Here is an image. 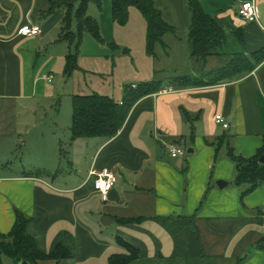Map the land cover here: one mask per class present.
I'll return each mask as SVG.
<instances>
[{
    "label": "crops",
    "instance_id": "0c3cea01",
    "mask_svg": "<svg viewBox=\"0 0 264 264\" xmlns=\"http://www.w3.org/2000/svg\"><path fill=\"white\" fill-rule=\"evenodd\" d=\"M51 1L0 0V234L11 230L17 209L32 219L29 231L42 253L62 245L71 254L58 263L36 264H108L111 255L124 253L117 239L138 251L131 264H264V183L240 201L225 144L215 159L221 138L244 159L262 146L264 61L245 77L210 87L173 83L261 49L264 0H200L205 14L225 31L224 43L205 61L191 56L186 0H154L174 30L155 45L153 57L147 56L150 81L161 88L133 104L114 138L72 141L70 116L56 147L43 143L48 134L57 139L59 125L54 120L48 127L41 108L56 97L55 76L66 86L78 70L65 80L70 53L60 39L65 10L48 13ZM250 1L256 4V23L238 14ZM25 25H38L42 32L21 37L18 30ZM110 98L121 103L124 91L121 98ZM216 115L227 129L215 124ZM18 142L25 149L12 159L10 150ZM169 145L184 150V156L171 159ZM17 160L20 170H14ZM30 162L43 174L26 175ZM103 169L116 176L105 201L89 176ZM218 181L225 186L219 188ZM1 263L14 264L6 257Z\"/></svg>",
    "mask_w": 264,
    "mask_h": 264
},
{
    "label": "trees",
    "instance_id": "16d2710c",
    "mask_svg": "<svg viewBox=\"0 0 264 264\" xmlns=\"http://www.w3.org/2000/svg\"><path fill=\"white\" fill-rule=\"evenodd\" d=\"M109 2L112 19L120 26L126 25L129 8H134L141 14L146 24L145 50L149 57L154 56V47L162 42L164 35L174 33L173 28L164 22L161 12L156 9L154 0H109ZM90 4L100 7L101 0H55L50 3L48 13L55 8L65 10L60 38L66 41L70 48V53L66 57L65 76H70L79 70L77 55L84 34H89L98 42L102 41L96 21L86 14ZM186 6L191 14V23L187 31L191 44V56L199 61H205L224 43L225 31L217 26L213 17L205 14L200 0H186ZM235 37L241 44L243 43L241 34L235 33ZM263 61L264 46L248 56L235 55L226 66L216 71L198 77H180L173 83L179 87L188 88L210 87L245 77ZM160 88L161 85L153 81L125 86L121 103L98 94L73 95L71 97V140L114 138L123 127L133 104ZM224 144L227 147L226 157L235 166L233 183L241 189L240 201H242L246 194L264 183V162H260V159L264 157V137L262 146L250 159L236 156L234 149L225 138H221L216 144L215 159ZM13 213L14 224L11 230L7 234H0V264H2V257L10 259L14 264L21 262L36 264L38 261L45 260L58 263L71 257L69 250L62 245H56L48 254L42 253L29 231L32 219L17 209H13ZM117 244L124 253L111 255L108 258V264H131L138 258V251L129 244L120 239H117ZM242 262L243 260L239 264Z\"/></svg>",
    "mask_w": 264,
    "mask_h": 264
},
{
    "label": "rangeland",
    "instance_id": "374dc122",
    "mask_svg": "<svg viewBox=\"0 0 264 264\" xmlns=\"http://www.w3.org/2000/svg\"><path fill=\"white\" fill-rule=\"evenodd\" d=\"M86 14L96 21L102 41L98 42L89 34H84L77 55L79 70H76L70 79L68 76L65 77V80L69 79L66 86H64L66 81L63 83L62 78L55 76L56 97L41 108L47 114L45 120L48 127L53 125L54 120L59 125L57 139L53 140L48 134L47 141H42L54 143L55 147L58 140H64L68 132L66 129L70 125L69 118L72 114L70 94H100L119 99L125 86L151 80L149 74L152 61L146 55V24L141 14L136 9L129 8L128 21L125 26H120L112 19L109 0H101L100 7L90 4ZM20 145L18 142L15 146L17 149L14 147L10 150L12 159L18 158L25 149ZM53 154L52 151L47 152L50 158ZM24 156L27 157L28 153ZM18 164L19 160L14 170L21 169ZM25 168L28 170L25 173L32 170L34 174H43L37 163L30 162Z\"/></svg>",
    "mask_w": 264,
    "mask_h": 264
},
{
    "label": "built area",
    "instance_id": "2783aa9c",
    "mask_svg": "<svg viewBox=\"0 0 264 264\" xmlns=\"http://www.w3.org/2000/svg\"><path fill=\"white\" fill-rule=\"evenodd\" d=\"M238 14L247 23H255L257 22V9L255 2H244L240 5L238 10ZM42 32L41 28L38 25H25L19 28L18 35L21 37H35L40 35ZM46 80L48 82L52 81L51 77H47ZM214 122L217 125H220L224 129L228 128L227 123L224 121L221 115H216L214 117ZM168 155L171 159H176L179 157L184 156L185 152L181 148L169 145L168 146ZM89 176L92 179V183L94 189L99 193L102 200L107 199L108 193L112 190L116 183V176L115 173L108 169H103L100 171H91ZM261 211L264 215V202L261 204Z\"/></svg>",
    "mask_w": 264,
    "mask_h": 264
},
{
    "label": "water",
    "instance_id": "95a60500",
    "mask_svg": "<svg viewBox=\"0 0 264 264\" xmlns=\"http://www.w3.org/2000/svg\"><path fill=\"white\" fill-rule=\"evenodd\" d=\"M260 162H261V163L264 162V157H262V158L260 159ZM216 185H217L219 188H223V187L225 186V183H223L222 181H218V182L216 183ZM19 264H27V263H26V262H21V263H19Z\"/></svg>",
    "mask_w": 264,
    "mask_h": 264
}]
</instances>
